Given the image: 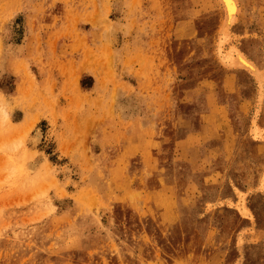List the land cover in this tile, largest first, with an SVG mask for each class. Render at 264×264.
<instances>
[{"label":"rangeland","instance_id":"obj_1","mask_svg":"<svg viewBox=\"0 0 264 264\" xmlns=\"http://www.w3.org/2000/svg\"><path fill=\"white\" fill-rule=\"evenodd\" d=\"M238 1L264 71V0ZM223 8L0 0V264H264L257 86L220 63Z\"/></svg>","mask_w":264,"mask_h":264},{"label":"bare ground","instance_id":"obj_2","mask_svg":"<svg viewBox=\"0 0 264 264\" xmlns=\"http://www.w3.org/2000/svg\"><path fill=\"white\" fill-rule=\"evenodd\" d=\"M217 2L221 7L222 5L224 6L223 10H225L226 16L225 23L223 22L222 29H220L216 53L224 69L228 71L245 72L254 80L255 85L257 86V95L255 109L251 119L249 136L253 141H257V143H264V128L258 126V120L260 118L264 101V71L260 69L242 50H240L235 43H232L234 42L233 40L237 38L235 37L236 35L233 33L232 28L238 22L241 13L239 1L217 0ZM33 168L34 165H31V169ZM257 190L260 192L264 191V176L261 185ZM236 194L237 202L235 204L230 203L229 208H234L242 218L253 221L254 217L246 205L247 193L236 190Z\"/></svg>","mask_w":264,"mask_h":264},{"label":"crops","instance_id":"obj_3","mask_svg":"<svg viewBox=\"0 0 264 264\" xmlns=\"http://www.w3.org/2000/svg\"><path fill=\"white\" fill-rule=\"evenodd\" d=\"M252 116H253V114H252ZM252 116H251V119H252ZM251 119H250V124H249V129H248V136H249V133H250V128H251ZM259 121V120H258ZM259 126V125H258ZM260 128H264V127H261V126H259ZM249 138L251 139V137L249 136ZM251 141H253L252 139H251ZM253 142H257V141H253ZM259 143V142H258ZM260 143H262V142H260ZM264 144V143H263ZM236 196H237V194H236ZM236 202H237V200H236ZM235 202V203H236ZM230 203L231 204H235V203H232L231 201H230ZM232 209H234V208H232ZM236 211V210H235ZM248 221V220H247ZM250 222V221H249Z\"/></svg>","mask_w":264,"mask_h":264}]
</instances>
